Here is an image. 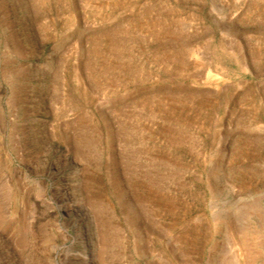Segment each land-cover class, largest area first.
<instances>
[{"label": "rangeland", "instance_id": "374dc122", "mask_svg": "<svg viewBox=\"0 0 264 264\" xmlns=\"http://www.w3.org/2000/svg\"><path fill=\"white\" fill-rule=\"evenodd\" d=\"M89 206L109 264H264V0H0V264Z\"/></svg>", "mask_w": 264, "mask_h": 264}, {"label": "bare ground", "instance_id": "6f19581e", "mask_svg": "<svg viewBox=\"0 0 264 264\" xmlns=\"http://www.w3.org/2000/svg\"><path fill=\"white\" fill-rule=\"evenodd\" d=\"M80 205H81V203H80ZM68 208H69V206H65V209H68ZM83 209H84V212H85V213H83L84 218L82 217L79 220L80 221V225H79L80 237L77 238V240H78V243H77L78 249H77V253L75 255L76 262L78 264H101V260L99 261V259H101V257L98 258V255H97V252H96L97 246H95V243H93V240H97V239H94V238H96L94 236L96 234V231H98V228L100 227L99 226V221L97 222L96 218L94 217L96 215L95 213H99V214L102 215L103 221H101V222L103 223L102 224L103 227L106 226V224H108V222H107L106 216H104L103 210L100 207H96L95 209H90V206H89V209H90L89 211H88L87 207H83ZM89 212L91 214H89ZM90 215H92V216H90ZM101 215H98V216L100 217ZM99 220H100V218H99ZM101 234H102V231H101ZM106 234H107L106 236H104V234L101 235V237L99 236L100 239L98 237V232H97L96 235L98 237V240L99 241L101 240L100 241L101 242V246L99 248L101 250V253L105 254L104 255V259L107 262V263L106 262L105 263L109 264V262H111V260H112V256L107 253L108 250H107L106 246L109 245L110 239H109V236H108L109 232H107ZM100 242L98 243L99 245H100ZM242 246H243V244H242ZM244 256H245V254H243V256H241V257L244 258ZM246 260H247V258H246ZM244 264H245V262H244Z\"/></svg>", "mask_w": 264, "mask_h": 264}]
</instances>
